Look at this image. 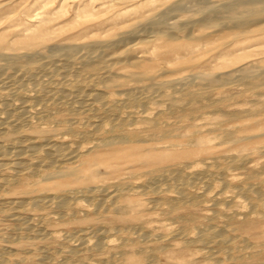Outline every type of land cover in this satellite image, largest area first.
Wrapping results in <instances>:
<instances>
[{"label":"bare ground","instance_id":"bare-ground-1","mask_svg":"<svg viewBox=\"0 0 264 264\" xmlns=\"http://www.w3.org/2000/svg\"><path fill=\"white\" fill-rule=\"evenodd\" d=\"M17 1L19 0H0V133L3 131V134L8 135L5 140L7 141L8 145H10V147H7L8 145L3 144L0 141V189L4 188L8 184L13 183L14 186L17 185L15 190L21 188V194H32L42 190H66L67 188L73 187L71 185H81L86 190L94 193L96 191V188L98 187H96L95 184L97 183L96 181L100 179V169L98 167L101 165L102 168L106 167V169L109 170L110 173L115 171V166L120 165V168L124 169L128 174L131 173L130 170H132L133 168L131 166L132 164L151 166V169L148 170L149 173H154L158 176H161L163 179H165L166 182L169 180L173 183L174 181L175 184L182 185L183 187H187L190 183L192 184V180L200 178L201 173L204 175L208 171H210L211 168L213 170L216 169V167H212L214 163L218 164V167H220V165L222 164V160H228L230 162V166L229 168L228 166L225 168L224 164H222L224 168L221 170L220 168L222 167H220L219 171H222V175L225 174L224 176L227 175L228 177H230L232 183H235V185L240 184V178L237 177L240 174L237 172H233L232 168L234 166L235 168H237L240 165H245V169H247L249 176L251 175L250 177L248 176L246 178L255 177L256 175L260 176V174L264 173L263 163L262 166L261 163H259V165L261 166L260 169H258L257 167V162L252 163L254 158H262L264 156V0H148L150 6L147 7V9H145L144 11L138 10L136 7H134L133 4L134 2H136V0H105V2L102 3L108 4L107 10H110V12L106 17L107 22H105V24H103L104 27L101 28L102 35L99 37L85 36L76 41H67L66 38L54 39L55 35L60 32L61 27H58L56 24L51 25L50 22L53 15L63 10V7L58 8L60 5L57 6L59 0H23V4L25 7H23L24 10H20L22 12H20L19 14V11L13 14L14 3H16ZM78 7L79 6H77L76 9L74 8L75 11H73V15L78 16ZM91 16H93V13L85 14L86 18H89ZM78 18L80 20L82 16H79ZM34 20L38 21L36 26H34V24H29V22H32ZM2 30L5 31L1 32ZM137 53L143 54L136 55ZM30 93L32 94L29 95ZM15 97H22V99L25 97L27 99L24 98L25 100H22L20 98L21 100L18 102L17 100L19 99H16ZM245 101H249V104L251 105H249L248 108H240L241 103ZM38 104H43V107L38 106ZM65 104L66 107L69 104L71 110L73 109V111L81 109V113L82 108L94 109L93 107H95L96 110H99L97 114L102 111L104 114L108 115L109 118L110 116L115 114L119 110V108H135V112L136 114L138 112L139 116H136L132 119L129 118L131 122H129L128 118L127 120L126 118L121 117L110 120L112 121V128L123 129L127 126H131L132 128H130V134L131 136L136 138L137 142L144 141L146 138L159 140V142H161L160 139L163 138H173V141L170 142L169 146H162V144H164L162 142L160 146L155 144L140 145L137 143L125 145V143L123 142L124 137L118 136L120 133L117 135L118 137L116 136L111 139H107V137L104 138L102 136L103 130L105 128L104 125L107 121L106 120L104 122L105 119L99 121L98 123L94 122L96 123L95 125H93L94 127L88 124L89 126L93 127V129L80 133L82 135V138L86 140H89L92 136L94 137V135L96 137L101 134L99 138L93 139L94 141H90L86 144H77L71 140H65L62 137V139L60 140L59 138L56 139L55 134H51L49 131H45L44 129H41L42 131L40 132L45 131L47 133L30 136L23 134L22 129L25 126L28 125L30 127H34L33 123H35L36 121L34 120L35 122H33V118L39 116L40 114L43 115V113L46 115L48 114L46 112L50 111L51 109H56ZM37 106L39 107V109L43 108L42 111L39 110ZM130 108L127 110L129 111ZM223 109H226V111H223V113L225 112V120H222L223 118L219 119L222 117L221 115H223L221 113V110ZM69 110L70 109H67L66 111L69 112ZM209 110L218 111L219 114L221 113V115L217 113L219 115V118L215 116V119L213 117H208L206 115L207 113L211 112ZM85 111L87 110H84L83 112ZM59 113H62V111ZM103 113L99 116L103 115ZM49 115L51 116V113ZM258 116H262V118H254ZM243 117H250L251 119H254H252L251 123L241 127H237L238 125H240L239 123H237L238 125L236 126H230L229 123L225 122L236 119L238 120ZM171 119H173L174 121H171ZM61 121L62 119L56 118V122ZM95 121L98 120L96 119ZM177 123H180L182 125L180 127L176 126ZM106 125L108 126V124ZM68 127H70V125ZM46 128L47 127H45V129ZM205 128L209 129L211 132H216V136H208L203 130ZM251 128H259V130H255V132L249 134L241 133L242 130ZM14 132H20V136H11V134H13ZM225 143H231V145H233L234 147L238 146L239 150L235 148L238 150H236V153L227 154L223 152L224 155H220L217 153V151H214L216 145L220 146L221 144ZM179 147H181L180 150H178ZM160 150H167V152H160ZM9 155H11V157H15L14 160L9 163H6V160L5 162H3L2 159L4 160ZM27 156L32 157L29 162L25 161V157ZM9 159L11 160V158ZM182 159L194 161H197L195 159H201V161L202 159H213L215 161L212 160V162H214L212 164L210 162L206 163L205 160V170H203V168V171L201 170L199 172L195 167L189 171V164V166L187 165L186 167L187 169H185L184 167H180V164L178 163ZM197 162L199 163V161ZM227 162H225L226 165ZM125 163L129 164L130 166H124ZM64 164L67 165L63 166ZM194 169H196L197 171ZM229 169L232 171H230ZM241 169L245 171L244 168ZM217 170L218 169H216V173ZM217 174L219 175L220 173ZM203 175L202 178H204ZM27 177L36 178L34 186H28V181H26ZM126 178L125 180H127ZM204 179H206V177ZM101 183L103 184L106 182ZM263 183L264 180L262 183L260 182L262 186H264ZM91 184H93V186ZM169 184H171V182ZM257 184L260 185L259 183ZM159 185L161 186L162 183ZM170 187H168V189ZM236 187H238V185ZM255 187L254 189L250 186L249 188L247 187L248 189H238L240 192H236V189L234 188L235 191H233L232 189L231 192L233 191L232 194L237 199L239 197L238 193H241L243 190H245V193H248L250 197L248 206L250 205V210L252 209V211H254L253 209H256L258 207L264 208V192L262 193V191H264L262 188L264 187L261 188L260 186V189L262 190L261 192H259L260 189L258 187L257 189L259 190H255ZM179 190L177 188L176 192H179ZM187 190L186 192L184 190V192L177 193L176 195L177 198H179L178 201H181L183 205H189V202L193 203V197H191L190 193H188ZM97 191L99 192V189ZM80 192H82V190ZM172 192H175V190L173 189ZM176 192L174 194H176ZM228 192H230V190ZM223 193L224 192H222L221 194H217H220L219 196H223ZM178 194L181 195L178 197ZM217 194L215 195L217 196ZM219 196L216 197L217 200L220 198ZM38 197L39 196H37V198ZM129 197H125L118 190H116V192L113 191L112 193L102 197L103 199L98 203L97 208L98 210L100 209V207L104 208V205H106L107 202H110L115 206V210L123 211V208H125V204L131 202L128 201ZM37 198H31V200H29L28 202H26L25 199H22L21 197L13 198L5 202V206L2 207L7 208V210L9 208L10 210L14 209L24 211H27L28 209H37L36 211H38V209L40 208L44 211L45 208H49L52 205H57V207L62 208H68L69 206H71V201H68L67 198H61L58 196L51 197V199L49 200ZM171 198L173 199V196ZM232 198H230V200ZM243 198L246 199V197ZM122 200L123 204H121ZM173 200L175 201V199ZM244 201V199L240 200L238 198L236 201V203L238 204L237 206L239 208L245 207L247 203ZM138 202L136 204H138ZM143 202L144 201H142V204L140 203L142 207L148 205H146V203L144 204ZM174 203L172 208L178 206L177 203H175V205ZM216 203L217 201H214V205L212 203V206H215ZM88 204L89 206H92L90 203ZM128 205L126 206V208H128ZM141 205H139V210H143L144 208H141ZM217 205L220 204L217 203ZM237 206H235V209H231L233 212L232 214H234V216L237 215V217L239 218L240 216L238 215H242V211L244 209L242 208V211L240 209H236ZM135 207L136 206H134V208L131 207V211H137ZM215 207L217 208V206ZM228 207L230 206L228 205ZM228 207L226 208L228 209ZM146 208L148 209V206ZM146 208L144 209L145 211L147 210ZM3 209L2 211H4ZM142 210L140 211L141 213ZM228 210L231 211L230 209ZM117 211L115 213H117ZM125 211H127V209ZM125 211H123V213ZM214 211L215 210L213 209V212ZM219 211L221 212V210ZM56 212H58V210ZM128 212H125V215ZM172 212L173 210L167 213L172 214ZM252 213L250 212V214L248 215H252ZM258 213H260V211ZM209 214H211L209 216L211 217L212 213H208V215ZM262 215H264L263 212ZM155 216H157V214ZM213 216H215V214ZM234 216H232V218L230 219L231 221H233ZM142 217L144 218V216ZM209 217H207V219ZM251 217L252 216H250V218ZM224 218L228 217H226L225 215ZM258 218L259 217H257V219ZM228 219L225 220V223L229 222ZM17 220L22 226L24 225L27 231H30L31 233L32 226L27 224L28 219L22 217L18 218ZM235 220H237V218ZM245 220H247V218H245ZM189 221L191 222V220H189L188 218V222ZM185 222L187 223V221ZM248 223L249 222L242 223L241 225H239V228L247 230L246 227L250 226V224ZM201 225L204 226V223H202ZM230 225L232 224H229V226ZM6 228L9 229L10 227L6 226ZM200 228L203 227L200 226ZM15 229L14 231H16ZM197 230L195 232H198ZM203 230L201 232L202 234L199 233L200 231L197 234H200L199 236H197L198 241L202 242L203 244H207V242L210 243V241L220 245L226 244L229 246L230 244L232 245L234 243L236 245V243H238L233 242L234 235L231 236L229 232H227L229 229L227 231H224V228L223 230H218L213 227V229L208 228L206 232H203ZM26 233L27 232H25V234ZM37 233L36 235H38ZM43 233L41 234V232H39L42 238L46 237L47 239L46 234ZM82 233H84V231ZM56 235L57 234H55V236ZM70 235V237H73L72 234ZM193 235L196 234H192V236ZM7 236L8 235H6V237ZM50 236H52L53 238V235ZM148 236L147 238H149ZM60 237L61 236L57 237L59 238L58 240L63 238ZM86 237L87 235H84L83 237L79 238L80 242L78 243L80 247H88L91 243H93L90 242L92 239L89 240V238L86 239ZM37 238L38 237H36V239ZM50 238L51 237H49L48 239ZM6 239L4 240L6 241ZM140 239L142 240L146 238L142 236L140 237ZM245 240L246 239H244V241ZM251 240L252 239H250V243ZM257 240L263 241V239H256V241ZM97 241V249H99L98 247H102L101 249H103V246L107 247L109 243H111H108V240L106 241L108 245L103 240L99 241L98 239ZM153 241H155V239ZM192 244L194 245V243ZM254 244L255 243H253V245ZM255 245L256 247H259V244ZM75 246L78 248V244H75ZM181 246L183 245L181 244ZM91 247H93V245ZM69 248L72 249L70 246ZM73 248L74 249L71 251H73V253L75 254H79V252L76 251L78 249L75 247ZM143 248L146 249V247ZM143 248L141 250H144ZM160 248L159 246H154L155 252H158ZM226 248L227 247H225V249ZM162 249L165 250L164 247ZM227 249L228 252L229 248ZM238 249L240 250V248ZM254 249L255 251L257 250V248ZM163 250L160 249L159 252ZM29 251L31 252V250ZM257 252L259 253V251ZM42 253H44V250ZM145 253L146 252L144 251V254ZM148 253L149 252L147 250V254ZM1 254L4 255L2 252L0 253V255ZM116 254L118 255V253ZM210 254L211 252L209 250L203 251L201 253L203 257H212V254L211 256ZM148 255L146 256L149 259L154 257V255H151V253ZM39 256H42V254ZM0 257L1 259L3 258L2 256ZM130 257L131 255L129 256V258ZM136 257L138 256H135V260H137ZM172 257H170V259ZM234 258L235 257H233V259ZM20 259L17 258V261H19ZM145 259L144 261L147 260V263L151 262V259L150 261H148V259ZM157 259H159V257ZM7 260L5 262H7ZM23 260L25 261L24 258ZM131 260L132 261H128H134L132 258ZM186 261L189 262V260ZM186 261L182 262V264H188ZM155 262L156 261H154V263ZM212 262L213 261H211L210 264Z\"/></svg>","mask_w":264,"mask_h":264},{"label":"rangeland","instance_id":"rangeland-1","mask_svg":"<svg viewBox=\"0 0 264 264\" xmlns=\"http://www.w3.org/2000/svg\"><path fill=\"white\" fill-rule=\"evenodd\" d=\"M2 1V0H1ZM159 1H163V0H159ZM102 2H105V0H59V2L57 3V6H59L58 8H61L63 7V10L58 12L57 14L53 15L51 17V22L50 24L51 25H54L56 24L58 27L60 26L61 27V30L60 32L55 35V38H66L67 41H76V40H79L80 38L82 37H85V36H95V37H99L102 35V30L101 28L104 27L103 24H105V22H107V15L108 13L110 12V10H107V7H108V4H104ZM98 3V4H97ZM28 5V4H27ZM26 5V6H27ZM134 7H136L138 10H145L147 9V7L150 6V4L148 3V0H136V2H134ZM13 6V5H12ZM79 6V14L78 16L76 15H73V11H75L76 7ZM24 4H23V0H19L17 1L16 3H14V7H13V14H15L16 12H18V14L22 11L20 10H24ZM57 8V9H58ZM75 8V9H74ZM87 13H93V16L89 17V18H86L85 17V14ZM63 15V16H62ZM76 16V17H75ZM79 16H82V18L79 20ZM77 18V19H76ZM37 22L36 20L32 21V22H29V24H34V26L37 25ZM71 25V26H70ZM5 30H2L1 32H4ZM73 35V36H72ZM70 37V38H69ZM143 53H137L136 55H141ZM32 93H30L29 95H31ZM25 96H28V95H25ZM16 98V97H15ZM22 99V97H17L16 99H19L17 100L18 102ZM25 98V97H24ZM22 99V100H25V99ZM243 103V104H242ZM241 103V106L240 108H248L250 102L249 101H245V102H242ZM38 106H42L43 107V104H38ZM37 106V107H38ZM69 107V108H68ZM55 108V107H54ZM60 108V109H59ZM66 108V109H65ZM94 109H84L82 108V113H81V109H78V110H74L73 109L71 110V107L69 106V104L67 105L66 107V104L65 105H62L61 107H58L56 109H48L50 111L46 112L48 114H40L39 116L33 118V123L34 124V127H30V126H25L22 130L23 134H26V135H39V134H42V133H47L45 131H49L51 134H55V137L56 139L59 138L62 139L64 138L65 140H71L75 143H88L90 141H94L93 139H97L101 136V134L99 136H96L94 135V137L92 136L89 140L87 139H84L82 138V135L80 134L81 132H85V131H88V130H91L93 129V125H95L96 123H98L99 121H102L104 120V122H108L106 123L105 122V125H104V130H103V133H102V136L105 138L107 137V139H111V138H114L116 137L119 133L118 136H123L124 137V143L125 145H128V144H140V145H150V144H155V145H158L160 146L162 143V146L164 145H170V142L173 141V138H163V139H160V141L162 142H159V140H152L151 138H146L144 141H141V142H137L136 141V138H134L133 136H131L130 134V128H132L131 126H127L123 129H113L112 128V125H111V122L110 120H113L115 118H134L136 116H139V113L137 112L136 114V110L135 108H130V107H123V109L119 108V110L113 114L112 116H109L104 114L102 111H100L99 114H97L99 112V110H96L95 107H93ZM130 110L128 111L127 109ZM39 109V107H38ZM43 108H40L39 110L42 111ZM67 109H70L69 112L66 111ZM133 109V110H131ZM57 110V111H56ZM62 113H59L61 112ZM84 110H87L85 112H83ZM94 110V112H93ZM96 110V111H95ZM56 111V112H54ZM73 111V112H72ZM92 111V112H91ZM131 111V112H130ZM211 111L210 113H207L206 116L208 117H213L215 119V116H217L219 118V115H221V113L223 115H221L219 119H222V120H225V116H224V113L223 111H226V109L224 110H221L220 114L218 111H213V110H209ZM51 113V116L49 115ZM67 112V113H66ZM71 112V113H70ZM80 112V113H79ZM96 112V113H95ZM101 116H99L100 114H102ZM130 112V113H129ZM213 112V113H212ZM74 113H77V114H74ZM128 113V114H127ZM213 115H212V114ZM219 115H218V114ZM54 114V115H53ZM57 114V115H56ZM97 114V115H96ZM131 114V115H130ZM133 114V115H132ZM56 115V116H55ZM211 115V116H209ZM44 116V117H43ZM47 116V117H46ZM104 116V117H103ZM107 116V117H106ZM130 116V117H129ZM46 117V118H45ZM93 117V118H92ZM99 117V118H98ZM216 117V118H217ZM56 118H60L62 119V123L61 122H56ZM255 119H261L262 116H258V117H254ZM252 118V119H254ZM67 119H68V122H67ZM98 120V121H95V120ZM101 119V120H100ZM127 119V120H128ZM129 119V122H131V120ZM244 119V120H243ZM252 119L250 117H243V118H240V119H236V120H231V121H225L226 123H229L230 126H236L238 125L237 123H239L240 125H238L237 127H241V126H244L246 124H249L252 122ZM35 120V121H34ZM51 120V121H50ZM65 120V121H63ZM50 121V122H49ZM171 121H174L173 119H171ZM199 121V120H198ZM53 124H52V123ZM72 124H70V123ZM96 122V123H94ZM110 122V123H109ZM248 122V123H246ZM51 123V124H50ZM93 123V124H92ZM36 124V125H35ZM38 124V125H37ZM86 124V125H85ZM93 126H89V125ZM108 124V126L106 125ZM180 123H177L176 126H181L182 124ZM233 124V125H232ZM67 125V126H65ZM70 125V127H68ZM37 126H40V127H37ZM42 127V128H41ZM45 127H47L45 129ZM33 128V129H31ZM66 128V129H65ZM69 128V129H68ZM72 128V130H71ZM109 128V129H108ZM27 129V130H25ZM30 132H29V130ZM44 129L45 131L43 132H40ZM76 129V130H75ZM78 129V130H77ZM107 132H106V131ZM118 130V131H117ZM205 131V133L208 135V136H216V132H211L209 129L205 128L203 129ZM208 130V131H207ZM255 130H259V128H251V129H247V130H242L241 133L243 134H249V133H252V132H255ZM25 131V132H24ZM72 131V133H71ZM77 131V132H75ZM124 131V132H123ZM250 131V132H248ZM3 132V131H2ZM0 133V141L3 143V144H6L8 145L7 141L5 140V138L8 137V135H5L3 133ZM21 132V133H22ZM68 132V133H67ZM79 132V134H78ZM116 132V133H115ZM77 133V134H76ZM210 133V134H209ZM3 134V135H2ZM11 136H20V132H14L13 134H11ZM117 136V137H118ZM211 136V137H212ZM62 137V138H61ZM70 137V138H69ZM109 137V138H108ZM128 140V141H127ZM163 140V141H162ZM132 141V142H131ZM134 141V142H133ZM221 146V147H220ZM216 145V147L214 148V151H217L218 154L220 155H224L223 152L225 153H236L239 148L238 146L234 147L233 145H231V143H225V144H221V145ZM231 146V147H230ZM7 147H10V145H8ZM230 148V149H229ZM237 148V149H235ZM178 149V148H177ZM175 149V150H177ZM181 147H179L178 150H180ZM227 149V150H226ZM235 149V150H234ZM227 152H226V151ZM237 150V151H236ZM160 152H164L166 153L167 150H160ZM222 153V154H221ZM226 155V154H225ZM8 158V159H7ZM11 158V160L9 159ZM15 157H11V155L7 156L4 160L2 159L3 162H5V160L7 161L6 163H9L11 161L14 160ZM27 159V160H26ZM32 159V157L30 156H27L25 157V161L26 162H29L30 160ZM257 159V160H256ZM10 160V161H9ZM197 161H199V163L197 161H194V160H188V159H182L180 160V162L178 164H180V167H184L185 169H187V165L189 164L190 165V168L188 167V170H192L194 167L200 172L204 167H205V164L207 162H210V163H214L212 162L211 159H202V161L204 162V165H203V162L201 161V159H195ZM211 160V161H210ZM215 161V160H213ZM225 160H222V164H224L225 168L228 166H230V162L228 163L227 161V165L226 163L224 162ZM190 162V163H189ZM196 162V163H195ZM257 162V167L258 169L261 168L262 166V163L264 164V156L262 158H254L253 162L252 163H255ZM259 163H261V166L259 165ZM196 164V165H195ZM220 165V167H218V164H213V168L216 167L217 170V173H220L219 175L216 173V169H212V172L211 170L208 171L206 174H202L200 175V178L198 179H194L192 180V184L190 183L187 187H188V190H187V187H183L182 185H179V184H175V182L173 181H165V179H163L161 176H158L154 173H149L148 170L151 169V166H146V165H139V164H132L131 166L133 167L130 174H128L124 169L120 168V165L119 166H115V171L114 172H109V170L106 169V167H103L102 168V165L99 166L98 168L100 169L99 170V173H100V176H99V180H97L95 186L97 187L96 188V191L99 189V192L95 191L94 193L93 192H90L89 190H86L83 186L81 185H71L73 187H70V188H67L66 190H59V191H56V190H42V191H38L36 193H23L21 194V188H18V190L16 188L17 185L14 186L13 183L11 184H8L6 185L4 188L0 189V253L2 252L4 255H0L2 256L3 258L1 259L0 261V264H135V263H138V264H146L147 263V260L150 261L151 259V262L147 263V264H171V263H174V264H182V262H185L186 260H189L186 261L188 264H210L211 261H213L211 264H262L264 263V237H261V236H264V215H262V212L264 214V208L263 207H258L256 209H253L254 211H252V209L250 210V205L248 206L249 204V201H250V197L248 195V193H245V190H243L241 193H238L239 194V199L240 200H245L244 202H246V206L245 207H241L239 208L236 203L237 199L233 196L232 192L235 191L236 189V192H238L239 190L238 189H248L249 186L251 188L254 189L255 187V190H259L260 189V186L261 188L264 187L260 184V182L262 183L263 180H264V173L260 174L259 175H256V179L255 177H251V178H246L249 176V173L247 171V169H245V165H240L239 167L235 168V166L232 168L233 169V172H237L239 173L240 175H238L237 177L240 178V184H237L238 187H236L237 185H235V183H232L230 177H228L227 175L224 176L222 175L223 173H221L219 170L223 169L224 166L223 165ZM67 164H64L63 166H65ZM185 165V166H184ZM188 165V166H189ZM200 165V166H199ZM216 165V166H214ZM124 166H130L129 164L125 163ZM232 166V165H231ZM248 166V165H247ZM119 169H118V168ZM123 167V165H122ZM192 167V168H191ZM201 169H200V168ZM199 168V169H198ZM220 168V169H219ZM241 168H244L245 171H243V169ZM247 168V167H246ZM117 169V171H116ZM194 169V170H196ZM210 169V168H209ZM236 169V170H235ZM239 169V170H237ZM257 169V170H258ZM121 172H120V171ZM196 170V171H197ZM205 170V168L203 169ZM202 170V171H203ZM230 170V169H229ZM228 171V169H227ZM232 171V170H230ZM247 171V172H246ZM255 171V170H254ZM105 172V173H104ZM125 172V173H124ZM133 172V173H132ZM211 172V173H210ZM108 173V174H107ZM122 173V174H121ZM248 173V174H247ZM106 174V175H105ZM114 174V175H112ZM117 174V175H116ZM136 174V175H135ZM208 174V175H207ZM210 174V175H209ZM212 174V175H211ZM259 174V173H258ZM102 175V177H101ZM121 175V176H120ZM123 175V176H122ZM129 175V176H128ZM202 175L204 176V178L206 177V179L202 178ZM206 175V176H205ZM222 175V177H221ZM105 176V177H104ZM111 176V177H110ZM116 176V177H115ZM132 176V177H131ZM157 176V177H156ZM251 176V175H250ZM249 176V177H250ZM263 178H262V177ZM108 177V178H107ZM127 177V178H126ZM154 177V178H153ZM156 177V178H155ZM160 177V178H159ZM210 177V178H209ZM224 177V178H223ZM226 177V178H225ZM261 177V178H260ZM110 178V179H109ZM124 178V179H122ZM125 178L127 180H125ZM131 178V179H130ZM31 179V180H30ZM122 179V180H121ZM157 179V180H156ZM161 179V180H159ZM202 179V180H201ZM204 179V180H203ZM252 179V180H251ZM113 180V181H112ZM119 180V181H118ZM152 180V181H151ZM199 180V181H198ZM248 180V181H247ZM250 180V181H249ZM26 181H28V186H34V183L36 181V178L35 177H27L26 178ZM32 181V183H31ZM139 181V182H138ZM150 181V182H149ZM196 181V182H195ZM245 181V182H244ZM101 182H106V183H101ZM108 182V183H107ZM171 182V184H169ZM194 182V183H193ZM221 182V183H220ZM226 182V183H225ZM242 182V183H241ZM244 182V183H243ZM31 183V185H30ZM124 183V184H123ZM128 183V184H127ZM148 183V184H147ZM157 183V184H156ZM162 185L160 186L159 184ZM200 183V184H199ZM225 183V185H224ZM250 183V184H249ZM253 183V184H251ZM257 183H259L260 185H258ZM106 184V185H105ZM151 184V185H149ZM175 184V185H174ZM242 184V185H241ZM247 184V185H246ZM257 184V185H256ZM264 184V183H263ZM93 186V184H91ZM103 185V186H102ZM131 185V186H130ZM153 185V187H152ZM165 185V186H164ZM168 185V186H167ZM173 185V186H172ZM178 187H177V186ZM193 185V186H192ZM218 185V186H217ZM227 185V186H226ZM246 185V186H245ZM253 187H252V186ZM107 186V187H105ZM156 186V187H154ZM171 186V187H170ZM191 186V187H190ZM226 186V187H225ZM235 186V187H234ZM244 186V187H243ZM11 187V188H10ZM145 187V188H144ZM168 187H170L168 189ZM175 190V192L177 191V188L178 190H187L188 193H190L191 197H193V203L192 202H189L190 204H185L183 205L181 203V201H178L179 198H177V193H182L184 192L183 191H180L179 192H176V194H174L175 192H172L173 189ZM183 187V189H182ZM229 187V188H228ZM248 187V188H247ZM257 187L259 189H257ZM7 188V189H6ZM101 188V189H100ZM110 188V189H109ZM130 188V189H129ZM136 188V189H135ZM167 188V190H166ZM218 188V190H217ZM225 188V189H224ZM231 188V189H230ZM235 188V189H234ZM80 189V190H79ZM103 189V191H102ZM134 189V190H133ZM142 191H141V190ZM144 189V191H143ZM152 189V190H150ZM156 189V190H155ZM161 189V190H160ZM171 189V190H170ZM233 189V191L231 192V190ZM264 190V188H262ZM75 190V191H74ZM82 190V192H80ZM116 190H118L119 192H121L125 197H129L128 198V201L130 203H126L125 204V208L126 206L128 205V208L130 209L131 207L134 209V211H129L128 208L127 211H125L126 209L123 208V211L125 212H128L126 215H125V212L123 213V211H121L123 213V216H122V213L120 211H117L114 209V205L110 202H107L106 205H104L105 207H100V211L98 210L97 208V205L98 203L103 199L102 197L112 193L113 191L116 192ZM155 190V191H154ZM159 192H158V191ZM209 190V191H208ZM214 190V191H213ZM216 190V191H215ZM230 190V192H228ZM17 191V193H16ZM74 191V192H73ZM102 191V192H101ZM112 191V192H111ZM151 191V192H150ZM155 193H154V192ZM164 191V193H163ZM169 191V192H168ZM262 190L260 189L259 192H261ZM125 192V193H124ZM134 192V193H133ZM146 192V193H145ZM158 192V193H157ZM172 194H171V193ZM193 192V193H192ZM205 192V193H204ZM207 192V193H206ZM213 192V193H212ZM222 192H224L226 194L223 193V196H219ZM240 192V191H239ZM264 191H262L263 193ZM19 193V194H18ZM43 193V194H42ZM100 193V194H99ZM129 193V194H128ZM145 193V194H144ZM217 193H220V194H217ZM18 194V195H17ZM29 194V195H28ZM197 194V196H196ZM200 194V195H199ZM205 194V195H204ZM217 194V196H219L220 198L217 200V196L215 195ZM230 194V195H228ZM244 195V196H241V195ZM247 194V196H246ZM181 194H178V197L180 196ZM197 197H195V196ZM203 195V196H202ZM215 195V196H214ZM232 195V196H231ZM23 196V197H22ZM37 196H39L37 198ZM61 197V198H67L68 201H71L70 202V205L68 208L67 207H57V205H52L51 207H47L44 209V211L42 209H38V211H36L37 209H28L27 211L25 210H14V209H9L7 210V208L5 207H2V206H5L4 203L13 199V198H17V197H21L22 199H25L26 202H28L29 200L32 199H46V200H49L51 199V197ZM73 196V197H71ZM173 196V199H175V201L171 198ZM225 196V197H224ZM229 196V197H228ZM3 197V198H2ZM31 197V198H30ZM36 197V198H35ZM44 197V198H43ZM50 197V198H49ZM94 197V199H93ZM170 197V198H169ZM199 197V198H198ZM223 200H222V198ZM233 197V198H232ZM243 197H246L241 199ZM78 198V199H77ZM81 198V199H80ZM85 198V199H84ZM140 198V199H139ZM203 198V199H202ZM213 198V199H212ZM216 198V199H214ZM227 198V199H226ZM230 198L232 199L230 200ZM249 198V199H248ZM107 199V198H106ZM168 199V200H167ZM197 199V200H196ZM226 199V200H225ZM90 200V202H89ZM134 200V201H133ZM167 200V201H166ZM200 200V202H199ZM222 200V201H221ZM225 200V202H224ZM109 201V200H108ZM139 201V202H138ZM141 201V202H140ZM142 201H144L143 203L148 206V209L146 208L147 206H143L142 207ZM156 201V202H155ZM177 201V202H176ZM197 203H196V202ZM209 201V202H208ZM214 201H217L218 204L220 205H216L217 208L215 206H212V203L214 205ZM221 201V202H220ZM248 201V202H247ZM2 202V203H1ZM79 202V203H78ZM97 202V203H96ZM133 202V203H132ZM138 202V204H136ZM148 202V203H147ZM172 202V203H171ZM177 203L178 206L175 207V208H172L173 206V203ZM231 202V203H229ZM82 205H81V204ZM85 203V204H84ZM90 203L92 206H89ZM94 203V204H93ZM96 203V204H95ZM141 203V204H140ZM157 203V204H156ZM170 203V204H168ZM174 203V205H175ZM197 206H196V204ZM228 203V204H227ZM74 204V205H73ZM87 204V205H86ZM121 204H123V200L121 201ZM135 204V205H134ZM162 204V205H161ZM167 204V205H166ZM172 204V205H171ZM176 204V205H177ZM139 205H141V208H143V210L146 208L147 210L143 211L142 209L139 210ZM150 205V206H149ZM153 205V206H152ZM157 205V206H156ZM160 205V206H158ZM170 205V206H169ZM183 205V206H182ZM228 205L230 207H228ZM77 206V207H76ZM95 206V207H94ZM124 206V205H123ZM162 206V207H161ZM180 206V207H179ZM195 206V207H194ZM228 207V209H230L231 211H229L226 207ZM235 206H237L236 209H240L242 211V208L245 210H243V214L241 215H238L241 217L238 218L237 215L234 216V214H232V209H235ZM92 207V208H91ZM99 207V206H98ZM153 207V208H152ZM170 209H168V208ZM179 207V208H178ZM211 207V208H210ZM213 207V208H212ZM221 207V209H220ZM227 209H224V208ZM234 207V208H233ZM4 208V209H3ZM51 208V210H50ZM75 208V209H74ZM78 208V209H77ZM103 208V209H102ZM167 208V209H166ZM232 208V209H231ZM2 209L4 211H2ZM87 209V210H86ZM91 209V210H90ZM111 209H114V210H111ZM154 209V210H153ZM172 214L171 213H167V212H171L172 210ZM177 209V210H176ZM213 209L215 210L213 212ZM46 210V211H45ZM55 210V211H54ZM58 210V212H56ZM64 210V212H63ZM70 210V211H69ZM85 210V211H83ZM106 210V211H104ZM142 210V213L140 212ZM149 210V211H148ZM168 210V211H167ZM212 210V211H211ZM217 210V211H216ZM221 210V212L219 211ZM250 210V211H249ZM12 213H11V212ZM21 211V212H20ZM97 211V212H96ZM99 211V212H98ZM117 211V213H115ZM167 211V212H166ZM195 211V212H194ZM223 211V212H222ZM226 213H225V212ZM248 211V212H247ZM260 211V213H258ZM15 212V213H14ZM134 212V213H133ZM136 212V213H135ZM140 214H139V213ZM166 212V213H165ZM230 212V213H228ZM247 212V213H246ZM250 212L252 213V215H248L250 214ZM8 213V214H7ZM14 213V214H13ZM19 213V214H18ZM46 213V214H45ZM77 213V214H76ZM86 213V214H85ZM144 213V214H143ZM208 213H212V216L215 214V216H211L209 217L211 214L208 215ZM228 213V214H227ZM12 214V215H11ZM105 214V215H104ZM120 214V215H119ZM157 214V216H155ZM226 217L228 218H224L225 215ZM247 214V215H246ZM21 215V216H20ZM45 215V216H44ZM129 215V216H127ZM134 215V216H133ZM195 215V216H193ZM219 215V216H217ZM224 217H223V216ZM228 215H231V216H228ZM7 216V217H5ZM36 216V217H35ZM43 216V217H42ZM47 216V217H46ZM119 216V217H118ZM125 216V217H124ZM138 216V217H137ZM144 216V218L142 217ZM184 216V217H183ZM232 216H234L233 218V221H231L230 219L232 218ZM249 216V218H248ZM250 216H252L250 218ZM263 216V217H262ZM9 217V218H8ZM26 218L28 219V222L27 224L31 225V233L30 231H27L24 227V225L22 226L19 221L17 220L18 218ZM28 217V218H27ZM39 217V218H38ZM122 217V218H121ZM132 217V218H131ZM135 217V218H134ZM151 217V218H150ZM186 217V218H185ZM200 217V218H199ZM207 217L209 218L207 219ZM217 219H216V218ZM255 217V218H254ZM257 217H259L257 219ZM262 217V218H261ZM37 218V219H36ZM54 218V219H53ZM188 218L189 220H191L190 224L188 222ZM193 220H192V219ZM202 218V219H201ZM205 218V219H204ZM220 218V219H219ZM237 218V220H235ZM245 218H247V220H245ZM115 219V220H114ZM136 221H135V220ZM143 221H141V220ZM195 219V220H194ZM198 219V220H197ZM201 219V220H200ZM204 219V220H203ZM229 222L225 223L227 220ZM240 221H239V220ZM244 219V220H243ZM255 219V220H254ZM261 219V220H260ZM13 220V221H12ZM208 220V221H207ZM31 221V222H30ZM187 221V223L185 222ZM193 221V222H192ZM200 221V222H199ZM203 221H206V222H203ZM185 222V223H183ZM246 222H249L248 224H250V226H247V230H244V229H241L239 228V225H241L242 223H246ZM18 223V224H17ZM32 223V224H31ZM202 223H204V226L201 225ZM207 223V224H206ZM226 225H224V224ZM256 223V224H254ZM162 226H161V225ZM200 224V225H199ZM228 224V225H227ZM229 224H232L229 226ZM235 224V225H234ZM16 225V226H15ZM143 225V226H142ZM2 226V227H1ZM7 227H10L9 230ZM12 226V227H11ZM28 226V225H27ZM140 226V228H139ZM173 226V227H172ZM194 226V227H193ZM203 227V228H200ZM216 226V227H215ZM218 226V228H217ZM227 226V227H226ZM233 230H231L229 227ZM20 227V228H19ZM153 227V228H152ZM170 227V228H169ZM183 227V228H182ZM189 227V228H188ZM191 227V228H190ZM197 227V228H196ZM199 227V228H198ZM216 228L218 230H223V228L225 229L224 231H228L229 234L231 236H233L234 240H237V241H234L233 242H238L236 243V245L233 243L232 245L230 244L229 245H220V244H217V243H214V242H207V244H203L202 242L198 241V237L199 233L202 232L203 229V232H206L209 229H213ZM13 228V229H12ZM16 228V229H15ZM117 228V229H116ZM125 228V229H124ZM135 228V229H134ZM220 228V229H219ZM237 228V229H236ZM249 228V229H248ZM14 229L16 231H14ZM33 229V230H32ZM37 229V230H36ZM41 229V230H40ZM43 229V230H42ZM83 229V230H82ZM87 231H86V230ZM140 229V230H139ZM182 229V230H180ZM185 229V230H184ZM189 231H188V230ZM195 229V230H194ZM199 229V230H197ZM201 229V230H200ZM21 234H20V232ZM25 230V231H24ZM35 230V231H34ZM94 230V231H93ZM105 230V231H104ZM112 230V231H111ZM115 230V231H113ZM122 230V231H121ZM124 230V231H123ZM128 230V231H127ZM131 230V231H130ZM133 230V231H132ZM176 232H174V231ZM184 230V231H183ZM198 231V232H195V231ZM235 230V231H234ZM84 231V233H82ZM111 231V232H110ZM127 231V232H126ZM136 231V232H135ZM187 231V232H185ZM10 232V233H9ZM12 232V233H11ZM25 232H27L25 234ZM38 232V233H37ZM39 232H41V234L44 232L47 236V239L46 237L42 238L41 234H39ZM63 232V233H62ZM77 232V234H76ZM86 232V233H85ZM89 232V233H88ZM99 232V233H98ZM104 232V233H103ZM107 232V234H106ZM174 232V233H173ZM181 232V233H180ZM184 234H183V233ZM190 232V234H189ZM192 232V233H191ZM194 232V233H193ZM257 234H255V233ZM36 233L39 235H36ZM43 233V234H44ZM67 233V234H66ZM102 233V234H101ZM135 233V234H134ZM173 233V234H172ZM259 233V234H258ZM8 235L6 237V235ZM10 234V235H9ZM16 236H15V235ZM23 234V235H22ZM33 236H32V235ZM55 234H59L58 236H61L63 237L62 239L58 240L59 238H57L58 236ZM72 234L73 237H70ZM96 234V235H95ZM143 234V235H142ZM158 234V235H157ZM168 234V236H167ZM175 234V235H174ZM180 234V236H179ZM189 236H187V235ZM192 234H196V235H193ZM202 234V233H201ZM5 235V236H3ZM15 237H13V236ZM18 235V236H17ZM26 235V236H25ZM50 235H53V238L52 236ZM75 235V236H74ZM84 235H87L86 239L89 238V240H91L90 242H95L94 244L91 243L88 247H80L79 243V238L80 237H83ZM144 237L146 239H140V237ZM149 235V236H148ZM156 235V236H155ZM165 235V237H164ZM177 235V236H176ZM182 235V236H181ZM239 235V236H238ZM252 235V236H251ZM261 235V236H260ZM2 236V237H1ZM10 236H11V240H10ZM21 236V237H20ZM23 236V237H22ZM28 236V237H27ZM65 236V237H64ZM138 238H137V237ZM147 236L149 238H147ZM154 236V237H153ZM160 236V237H159ZM193 239H192V237ZM196 236V237H194ZM237 236V237H236ZM248 236V237H246ZM257 236V237H256ZM260 236V237H258ZM6 237V238H4ZM19 237V238H18ZM36 237H38L36 239ZM49 237H51L50 239H48ZM60 237V238H61ZM121 239H120V238ZM151 237V238H150ZM157 237V239H156ZM160 239H159V238ZM175 237V238H174ZM236 237V238H235ZM246 237V238H244ZM251 237V238H249ZM255 237V238H254ZM3 238V239H2ZM17 238V239H16ZM55 238V239H54ZM77 238V239H76ZM123 238V239H122ZM126 238V239H125ZM129 238V239H128ZM178 238V239H177ZM187 238V239H186ZM248 238V239H247ZM6 239V241L4 240ZM16 239V241H15ZM25 239V240H23ZM40 239V240H39ZM67 239V240H66ZM70 239V240H69ZM99 241L103 240L105 241V243H107L106 241L108 240V243H107V247L106 246H103L104 248L101 249L100 247H98L99 249H97V246L96 244L98 243V240ZM126 241H125V240ZM155 239V241H153ZM166 239H169V240H166ZM192 239V240H191ZM244 239H246L244 241ZM250 239L251 240V243H250ZM256 239H263L262 240H257ZM3 240V241H2ZM9 242H8V241ZM19 240V241H18ZM58 240V241H57ZM66 240V241H65ZM78 240V241H76ZM118 240V241H117ZM131 240V241H130ZM166 240V241H165ZM197 240V241H196ZM248 240V241H247ZM12 241V242H11ZM62 241V242H61ZM114 244H113V242ZM241 241V242H240ZM255 241V242H254ZM58 242V244H57ZM76 242V243H75ZM97 242V243H96ZM116 242V243H115ZM119 242V243H118ZM135 242V243H134ZM189 242V243H188ZM199 242V243H198ZM249 242V244H248ZM194 243V245L192 244ZM253 243L255 244H259V247L256 245L254 246ZM263 243V245H262ZM53 244V245H52ZM75 244H78V248L75 246ZM159 246V248L161 250H163L162 248L164 247L165 250L163 251H160L158 250V252H155L154 250V246L155 247H158L157 245ZM177 244V245H176ZM181 244L183 246H181ZM192 244V245H191ZM245 244V245H244ZM252 244V246H251ZM262 247H261V245ZM93 245V247H91ZM170 245V246H169ZM180 245V246H179ZM191 245V246H190ZM216 245V246H215ZM241 245V246H240ZM69 246L72 248L70 249ZM115 246V247H114ZM178 246V247H177ZM187 246V247H186ZM240 246V247H239ZM247 246H250V247H247ZM77 248L78 250H76L78 253H73V250L74 248ZM112 247V248H110ZM143 247H146L143 248ZM150 249H149V248ZM225 247L229 248V251L227 252V248L225 249ZM237 249H236V248ZM243 250H242V248ZM257 248V250L255 251L254 248ZM5 248V249H3ZM19 250H18V249ZM87 248H92L91 250L90 249H86ZM107 248V249H106ZM134 248V249H133ZM139 248V249H138ZM144 249V250H141V249ZM148 248V249H147ZM153 248V249H152ZM234 249V250H231V249ZM240 248V250L238 249ZM253 248V250H252ZM2 249V250H1ZM41 249V250H40ZM44 250V253L43 250ZM61 249V250H59ZM82 249V250H81ZM97 249V250H96ZM112 249V250H111ZM225 249V250H224ZM248 249V250H247ZM7 250V251H6ZM13 250V251H12ZM17 250V251H16ZM21 250V251H20ZM25 252H24V251ZM31 250V252L29 251ZM63 250V251H62ZM68 250V251H67ZM124 250V251H123ZM147 250H148V254L151 253V255H154V257L152 258H148L146 255L147 254ZM154 250V251H153ZM210 251L211 254H212V257H203V255H201V253L203 251ZM222 250V251H221ZM239 250V251H238ZM252 250V251H251ZM17 253H16V252ZM27 251V252H26ZM80 251H81V256H80ZM139 251H142V252H139ZM144 251L146 252L144 254ZM152 251V252H150ZM220 251V252H219ZM225 251V252H223ZM237 251V252H236ZM244 251V252H243ZM259 251V253L257 252ZM6 252V253H5ZM8 252V253H7ZM15 252V253H14ZM20 252V253H19ZM30 254H29V253ZM83 252V253H82ZM112 252V253H111ZM121 252V253H120ZM138 252V253H137ZM230 252V253H229ZM233 252V253H231ZM250 252V253H249ZM255 252V253H254ZM34 253V254H33ZM39 253V254H38ZM72 253V254H71ZM116 253H118V256ZM120 253V254H119ZM141 253V255H140ZM228 253V255H227ZM22 254V255H21ZM42 256H39L41 255ZM76 256H75V255ZM114 257H113V255ZM116 254V255H115ZM124 254V255H123ZM170 254V255H169ZM172 254V255H171ZM174 254V255H173ZM210 254V256H211ZM216 256H214V255ZM235 256H234V255ZM241 254V255H240ZM14 255V256H13ZM19 255V256H18ZM46 257H45V256ZM127 255V256H126ZM131 255V257L129 258V256ZM145 255V256H144ZM201 255V256H200ZM225 255V256H224ZM227 255V256H226ZM258 255V256H257ZM12 256V257H11ZM24 256V257H23ZM34 256V257H33ZM38 258H37V257ZM133 256V257H132ZM135 256H138L136 257L137 260H135ZM149 256V255H148ZM172 257L170 259V257ZM177 256V257H175ZM231 256V257H229ZM250 256V257H249ZM5 257V259H4ZM44 257V258H43ZM78 257V258H77ZM146 259H145V258ZM159 257V259H157ZM169 257V259H168ZM193 257V258H192ZM215 257V258H214ZM233 257H235L233 259ZM252 257V258H251ZM8 258V260H7ZM16 258V259H15ZM17 258L20 259L19 261H17ZM23 258L25 259V261L23 260ZM55 258V259H54ZM131 258L134 260L133 262H130L132 261ZM139 258V259H138ZM155 258V259H153ZM178 258V259H177ZM213 258V259H211ZM230 258V259H229ZM241 258V259H240ZM243 258V259H242ZM258 258V259H257ZM14 259V260H12ZM39 259H42V260H39ZM44 259V260H43ZM63 259V260H62ZM141 259V260H140ZM143 259V260H142ZM144 259L146 261H144ZM153 259V260H152ZM207 259V260H206ZM215 259V260H214ZM222 259V260H221ZM233 259V260H232ZM238 259V260H237ZM254 259V260H253ZM4 260V261H2ZM7 260V262H5ZM10 260V261H9ZM23 260V261H22ZM39 260V261H38ZM108 260V261H107ZM130 260V261H127ZM211 260V261H210ZM218 260V261H217ZM96 261V262H95ZM137 261V262H136ZM153 261V262H152ZM154 261H156L154 263ZM160 261V262H159ZM220 261V262H219ZM5 262V263H4ZM10 262V263H9ZM15 262V263H14ZM135 262V263H134ZM146 262V263H145ZM216 262V263H215ZM219 262V263H218Z\"/></svg>","mask_w":264,"mask_h":264}]
</instances>
